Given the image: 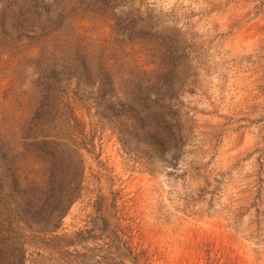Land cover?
Returning a JSON list of instances; mask_svg holds the SVG:
<instances>
[{"label":"rangeland","instance_id":"rangeland-1","mask_svg":"<svg viewBox=\"0 0 264 264\" xmlns=\"http://www.w3.org/2000/svg\"><path fill=\"white\" fill-rule=\"evenodd\" d=\"M54 135L82 190L24 264H264V0H0L1 251Z\"/></svg>","mask_w":264,"mask_h":264},{"label":"trees","instance_id":"trees-1","mask_svg":"<svg viewBox=\"0 0 264 264\" xmlns=\"http://www.w3.org/2000/svg\"><path fill=\"white\" fill-rule=\"evenodd\" d=\"M98 92L101 94L98 97L103 101V103L110 104L111 97L108 95L102 96L104 92L100 91L99 88ZM141 116V114H137L134 119H127L125 117V122L121 121L120 124L125 126H128L129 124L130 128L133 130L139 129L142 127V124H144L143 117ZM115 124L116 123H114L113 127H115ZM63 140V137L54 135L49 137V139L45 142L49 145H52L54 149L61 152V155H59L60 158L56 161L57 177L56 180H54L52 188L47 190V188L45 189L44 187L40 186V184L37 183V180H34L31 184H29V191L26 192L27 198H24L22 195L18 194V200L14 203L15 206L12 209L11 219L9 220V222H11L13 225L17 235L13 234V237L8 240L6 238L5 240L11 242L13 246L15 245V247L12 246L13 249L10 254L6 253V250H0L1 264H24L26 261V254L25 250L23 249V233L28 231L29 233L47 234L57 231L61 225V220L67 213L69 207L75 202V200L79 198L83 185V158L82 155L78 153V147H75L76 149L73 151V154L77 155L76 168L78 172V180L74 190L73 188L66 186L64 181L65 169H68V164H66L67 156L64 155V150H66L67 145L63 142ZM59 149H62V151ZM37 172L38 171L36 170L35 173L37 174ZM22 193L25 194V191ZM2 243L3 242L0 241V248L5 245V243ZM8 255L11 257H7ZM91 263L105 264L97 261ZM109 264L118 263L113 262Z\"/></svg>","mask_w":264,"mask_h":264}]
</instances>
